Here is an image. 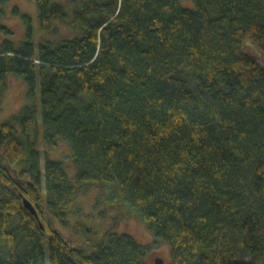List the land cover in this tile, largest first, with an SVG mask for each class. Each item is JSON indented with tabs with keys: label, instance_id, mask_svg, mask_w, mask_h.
Wrapping results in <instances>:
<instances>
[{
	"label": "trees",
	"instance_id": "16d2710c",
	"mask_svg": "<svg viewBox=\"0 0 264 264\" xmlns=\"http://www.w3.org/2000/svg\"><path fill=\"white\" fill-rule=\"evenodd\" d=\"M34 2L43 30L75 33L0 46V107L10 75L31 99L0 122V264H156L71 211L108 183L163 264H264V0ZM41 143L69 145L75 184Z\"/></svg>",
	"mask_w": 264,
	"mask_h": 264
},
{
	"label": "rangeland",
	"instance_id": "374dc122",
	"mask_svg": "<svg viewBox=\"0 0 264 264\" xmlns=\"http://www.w3.org/2000/svg\"><path fill=\"white\" fill-rule=\"evenodd\" d=\"M50 1L65 3V0ZM24 14L30 18L29 22L24 20L22 16ZM0 24L6 26L8 29L7 32H0V46L5 42H10L16 47L18 45L20 46L22 41H27L31 35L30 39L34 43V52L37 51L39 42L47 39L55 42L60 38L71 36L75 33L68 20L52 23V28H55L53 30L55 33L43 30L39 24L38 10L34 0H0ZM35 61L37 62L38 60L35 59ZM36 99V103H38V96H36ZM29 102H31V99L27 98L24 81L16 76L10 75L8 77L7 89L2 97L0 122L8 119L22 105ZM46 147L43 143L39 145L40 150L43 151L41 155H44L46 152L47 157L50 159H62L60 161L63 163L68 177L75 184V167L72 162L69 145L61 144L55 149ZM68 158L71 161L72 170L74 167L73 171L66 166L69 163ZM43 165L44 160L42 158L41 166L43 167ZM71 211L82 216L79 220L77 218L76 221L78 220L80 223L89 226V229L87 228L88 231L94 230L97 241L106 237H103L106 228H111L116 233L130 234L136 241L144 245L147 248V262H154L157 257L162 258L163 262L169 260L168 246L165 243L155 241L146 225L134 217L132 211L127 207L124 198L118 193L115 183L84 185L79 189L77 199L72 205ZM67 219V226L56 223L64 237L74 246L79 245L82 240L87 242L88 231H86V234L73 233L72 228L74 227H71V224L73 225L72 218L69 216Z\"/></svg>",
	"mask_w": 264,
	"mask_h": 264
},
{
	"label": "water",
	"instance_id": "95a60500",
	"mask_svg": "<svg viewBox=\"0 0 264 264\" xmlns=\"http://www.w3.org/2000/svg\"><path fill=\"white\" fill-rule=\"evenodd\" d=\"M22 202H23V205L25 206V208H27L31 213H33L35 217L38 216L35 207L31 204V202L28 199H26L25 197H23L22 198ZM154 262L156 264H163V259L160 258V257H157V258H155V261Z\"/></svg>",
	"mask_w": 264,
	"mask_h": 264
}]
</instances>
